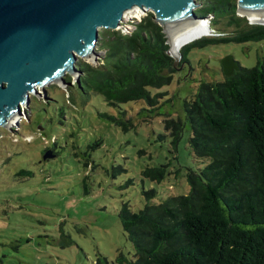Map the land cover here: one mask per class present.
I'll return each instance as SVG.
<instances>
[{"label": "rangeland", "instance_id": "rangeland-1", "mask_svg": "<svg viewBox=\"0 0 264 264\" xmlns=\"http://www.w3.org/2000/svg\"><path fill=\"white\" fill-rule=\"evenodd\" d=\"M141 10L139 16L127 10L118 29L127 32L133 21L150 13ZM214 35L187 46L189 62L173 73L171 83L149 88L156 105L144 100L122 105L135 123L126 131L100 116L117 115V109L99 94L79 93L70 75L68 87H46L51 100L30 96L28 118L22 115L18 125L0 129V264H105V259L124 264L117 261L119 253L134 258L118 216L121 204L138 211L149 201L143 191L150 189L156 190L150 200L155 203L185 195L190 188L184 172L198 171L208 162L191 153L184 101L195 96L201 83L224 79L225 56L243 68L264 59V39L237 42L230 34ZM96 52L94 62L77 58L76 63L98 64L102 51ZM168 117L184 124L176 152L164 128ZM45 146L50 149L41 153ZM160 164L168 167L161 181L142 174L145 166Z\"/></svg>", "mask_w": 264, "mask_h": 264}, {"label": "trees", "instance_id": "trees-1", "mask_svg": "<svg viewBox=\"0 0 264 264\" xmlns=\"http://www.w3.org/2000/svg\"><path fill=\"white\" fill-rule=\"evenodd\" d=\"M198 1L195 13L212 16L209 25L213 37L230 34L229 39L237 42L264 39V25L251 24L236 13L237 0ZM132 25L130 33L119 29L99 31V63H76L82 74L74 85L82 95L99 94L108 106L116 108L117 115L103 112L100 116L119 124L124 131L134 128L135 123L122 105L138 100L156 105V96L149 88L171 83L173 73L189 62L185 56L187 46L204 38L184 45L181 60L175 63L162 27L152 13ZM67 76L65 79L70 81ZM183 109L191 127V153L208 162L198 171L184 172L190 188L185 195L167 196L155 203L150 200L156 190L150 189L143 191L149 201L138 211L127 202L121 204L118 216L134 248V258L119 253L117 261L264 264V59H258L252 68L239 67L221 82L201 83L195 96L184 101ZM64 114L60 111L59 119ZM183 126L179 118L164 119V128L172 137V151H177ZM48 149L43 147L41 153ZM142 174L161 181L168 167L145 166Z\"/></svg>", "mask_w": 264, "mask_h": 264}, {"label": "water", "instance_id": "water-1", "mask_svg": "<svg viewBox=\"0 0 264 264\" xmlns=\"http://www.w3.org/2000/svg\"><path fill=\"white\" fill-rule=\"evenodd\" d=\"M199 6L198 0H0V129L27 118L31 95L45 98L50 84L68 87L66 75L79 83L77 58L94 62L99 29L117 30L134 7L152 13L178 62L182 40L199 34L207 20L195 13ZM236 13L264 25V0H237ZM239 67L231 55L221 60L224 76Z\"/></svg>", "mask_w": 264, "mask_h": 264}, {"label": "bare ground", "instance_id": "bare-ground-1", "mask_svg": "<svg viewBox=\"0 0 264 264\" xmlns=\"http://www.w3.org/2000/svg\"><path fill=\"white\" fill-rule=\"evenodd\" d=\"M129 13H133L135 16H139V15L142 13V10L139 9L138 7H134L133 9H131V11H130ZM205 21H206V22H205L204 28L199 32V34H197V35H193V36H190V37H187V38H184V39L182 40V42L180 43L179 48H180L181 46H184V45H186L187 43H189V42H191V41L197 39V38H200V37L206 36V35H208V34L211 32V30H210V25H209L208 20H205ZM178 50H179V49H178Z\"/></svg>", "mask_w": 264, "mask_h": 264}, {"label": "built area", "instance_id": "built-area-1", "mask_svg": "<svg viewBox=\"0 0 264 264\" xmlns=\"http://www.w3.org/2000/svg\"><path fill=\"white\" fill-rule=\"evenodd\" d=\"M212 16L209 14L208 15V17H207V20H208V22L210 21V18H211ZM140 20V19H139ZM134 22V21H133ZM133 29V25H132V28L130 29H128V31L127 32H123L121 29H120V31L122 32V33H130V31ZM211 32H212V34H214V32H213V30L211 29Z\"/></svg>", "mask_w": 264, "mask_h": 264}, {"label": "flooded vegetation", "instance_id": "flooded-vegetation-1", "mask_svg": "<svg viewBox=\"0 0 264 264\" xmlns=\"http://www.w3.org/2000/svg\"><path fill=\"white\" fill-rule=\"evenodd\" d=\"M186 64H187V62H184V63L182 64V67L186 66Z\"/></svg>", "mask_w": 264, "mask_h": 264}]
</instances>
